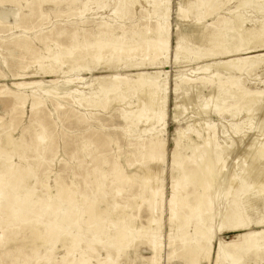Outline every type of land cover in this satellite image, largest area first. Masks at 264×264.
Returning <instances> with one entry per match:
<instances>
[{"label":"rangeland","instance_id":"374dc122","mask_svg":"<svg viewBox=\"0 0 264 264\" xmlns=\"http://www.w3.org/2000/svg\"><path fill=\"white\" fill-rule=\"evenodd\" d=\"M0 1L3 3L0 6V92L8 90L21 93V95L23 93V96H26L27 103H30L33 97L40 98L43 101L44 104L41 106L39 118L42 127L51 130V146L57 152L52 161H49L51 156L45 157V161L40 163L41 166L39 160L35 158H29L26 161L20 160L17 152L7 149L6 143L2 140L0 145L2 149L6 150L8 155L5 154V157L9 158V162L13 167H20L24 171H27L30 168L29 166L36 168L35 175H30L28 178L18 181L14 192L18 196L24 197V199L36 201L37 196L41 197L40 200H43L42 196L46 191L41 183H46L49 193L56 196L61 186L59 182H55L57 177L64 184L75 187L73 201L66 200V203L62 202L63 207L54 205L47 208V214L43 216H35L29 213L25 221L32 220V222L27 226L34 227L36 231L42 233L46 230L50 221L61 223V219L66 214H73L74 210L80 212L83 204L80 193L83 191L85 184H90L95 179L100 183L98 190L100 193L97 196V202L94 204L95 208L107 211V214H103L100 218H93L95 208H92L91 213L86 212L81 216L79 225L70 224L69 231L72 236L77 237L78 244L73 245L68 252L63 246L64 243L60 240L52 245H46L39 241L34 242V233L26 229L22 230L23 223L8 222L2 224L0 221V264H63L62 258L68 264H80V257L86 260L88 264H193L186 251V248L193 244H198L203 249L199 255L201 259L198 264H264V245L262 243L257 246V249L244 250L233 257L228 253L222 261L216 262L214 252L217 239L229 242L236 239L237 233L223 232L212 239L211 250L206 251L210 244L207 240L211 233L206 230L205 233L200 234L196 230L199 222L198 217H196L194 189L191 185L185 187L184 182L180 181L178 191L180 199L175 208V213L180 217V220L176 223V226L181 225L178 228L170 224V213L164 203L157 205V211H152L145 202L140 204L141 197L149 198L152 195L151 183L158 184L156 177L153 182L144 183L141 178L143 171L137 172L140 166L145 167L144 172L146 173L148 172L146 168L162 166L163 174L161 177L168 197L170 195L171 176L174 175L178 180H181L179 171L177 172L176 169L172 168V164L180 165L187 162L194 152V145L202 146L203 142L208 139L209 134L211 138L214 135L215 142L217 139L222 140L224 136L231 137L237 143L240 139L246 143L253 140V138H257L259 133L264 134V125L261 127L264 119V109L252 115L249 122L250 126L245 129L244 134H236L233 130L242 118V113L238 111V116L233 120L230 119L234 109L238 108L246 96V88L250 92L264 91L263 56L253 63H243V71L236 72V74L223 70L217 72V69H210L204 73L194 72L199 66L224 60L221 57L202 58L201 55L214 48L209 36H207L212 32L209 24L214 21L218 24L228 18L229 15L225 9H222V5L225 8L232 7L237 1L228 2V0H223L221 5L218 4L216 15L204 19L200 22L201 24L196 23L198 14L195 11L199 10L197 0H170L168 3L171 32L167 65L166 68L159 69L167 73V116L165 126L157 124L152 131L156 136L161 134L165 140V155L163 158L157 150L152 151L150 155L142 156L143 151H141L140 146H149L154 137L150 136L151 132H143L148 130L147 124L132 126L128 121H125L122 118L125 111H122L121 106V109L116 104H111L110 107L106 108L94 107L84 101L81 102L82 105H79L80 100L95 97V94L86 88L88 81L82 84L65 81L81 75L78 69L87 67L84 66L85 63L83 65L81 63L73 64L75 70L73 69L72 73L69 72L67 67L69 65L65 63L58 65L59 67H56L52 74L33 76L32 67V69L28 68L27 70L21 69L30 66L32 61L30 55L15 50L13 46L19 42L17 37H21L20 40L22 41L20 42L27 44V46L29 44L34 49L38 48L41 51L39 54H44V50L42 51L44 42L50 43L53 41L58 42L60 45L76 46L77 43L83 40L85 35L95 33L99 23L105 22L111 25L118 35L121 34V25L127 27L125 35L131 37L132 31L143 28L145 22H148L149 25H154L155 22L153 14L150 13V7L147 4L145 5L142 2L143 0H137L136 5L126 3L116 15H112V12L115 9L117 0H107L108 5L104 9L99 8L104 1L100 0L101 4L90 6L89 11H85L82 7L85 0ZM186 1L194 3L191 13L179 15L177 7H179V4L185 6ZM16 12H18V16H16ZM248 12L247 16L250 22H246L244 27L247 31H253L257 29L259 24L263 23L264 17L262 16H264V12L262 14H258L259 12L256 11ZM3 13L8 14L3 16L1 15ZM121 17L122 19H120ZM23 27L31 28V30L24 32ZM103 31L109 33L107 29ZM73 33L77 36L74 39L72 38ZM36 36L38 39H35ZM177 46L178 50L176 49ZM252 46L253 43L248 44V47ZM51 52L54 53L55 50L53 49ZM257 54L264 55V49ZM103 70L99 66L96 67L95 72H104ZM159 70H151L150 72ZM114 73L119 75L131 74L124 73L123 70H117ZM215 73L221 75V77L214 76ZM95 75L99 74L85 75V78ZM128 79H134L133 75L128 76ZM53 80H55V83L50 82ZM38 81L39 85L37 87H25V89L23 88L25 91L15 86L20 82ZM195 88H201V92L196 93L193 90ZM47 90L49 94L43 92ZM75 90L78 92H74ZM212 92L210 98L208 95ZM3 97V94H1L0 118L2 120L0 121V136L4 139L2 128H9L7 130H11L10 132L13 133H11V136L17 139L22 134L23 129L29 126V106L27 104L20 124L15 130H12V118L17 117L9 115L13 101ZM185 97L191 103H187L184 100ZM262 97L261 105L264 103V95ZM133 99L136 101L135 97ZM134 100L133 103H135ZM203 102H208L210 105L220 102V111L216 108L212 111L211 106L201 110L200 105ZM181 107L184 109V113L178 120H174L175 110L177 108L181 109ZM224 110L228 112L222 116L221 112ZM200 111L202 112L200 113ZM126 125H128V129L125 128ZM138 135L139 138L137 139ZM29 137L31 136H26V138ZM239 148H241V145ZM151 157H154V159ZM231 159L235 160L231 157L229 161ZM129 163L132 166L129 167ZM187 163L190 166L191 161ZM263 163L264 161L257 162L258 167H262ZM116 164L122 167L126 175L131 176L137 172L136 174H139L140 178L134 177L131 185L116 184L113 181L111 171L112 166ZM261 169L264 170V168ZM261 173L260 178L264 176L262 171ZM263 178L260 180H264ZM251 181L257 180L250 179V183ZM244 188L242 187L240 194L241 208L250 218V230L261 231L263 228L257 227V220L264 214L263 199L256 194L257 189L256 191L250 189L244 192ZM117 189H120L121 192L117 193ZM27 190L28 192L32 191L33 195L30 196ZM3 194L0 189V204L5 205L8 203L2 198ZM127 199L134 200L133 202L129 201L132 204L129 208H126V205L124 206ZM136 203L138 207L135 206ZM43 205V202H37L33 210L37 212L39 208L44 207ZM131 213L138 215L139 218L137 217L134 223L142 227L148 225V220L151 217L155 219L158 217L160 222L154 224L148 230H133L129 236H126L119 243H113L114 238L112 236L123 228L124 215ZM87 220H90V223H103L102 226L106 229L103 228L95 235L97 231L93 227L88 228L85 224ZM66 241L69 242L70 239L68 238ZM256 251L258 258H255ZM153 257L154 261L151 260Z\"/></svg>","mask_w":264,"mask_h":264},{"label":"bare ground","instance_id":"6f19581e","mask_svg":"<svg viewBox=\"0 0 264 264\" xmlns=\"http://www.w3.org/2000/svg\"><path fill=\"white\" fill-rule=\"evenodd\" d=\"M169 1L170 0H143L142 2L150 7V13L153 14L155 22L154 25H149L148 22H145L143 28L138 29L137 31H132L131 37H126L125 29L127 27H124L123 25L120 26L121 34L118 35L115 33L111 25H108L106 22L99 23L97 31L91 35H85L83 40L77 43L76 46L60 45L58 42L53 41L50 43L44 42L42 45V51L44 50V54H39L41 51L38 48L34 49L30 47L29 44L28 47L27 44L20 42L22 41L20 40L21 37H17L19 42L13 45L14 49L30 55L32 59L30 66L22 67L21 69L27 70L32 67L33 76H37L38 74H52L55 68L59 67L58 65H63L65 63L69 65L67 66L69 72L73 69L75 70V68H73L75 65L73 64L81 63L83 65V63H85L84 66L87 67H81V69H78L80 70L81 75H77L76 78L65 81L68 83L75 82L76 84H82L88 81L86 88L91 93L95 94V97L83 99L82 101L80 100L79 105H82L81 102L83 103L84 101L86 104H91V106L94 107L100 106L106 108L111 104H116L120 109L122 107V111H125V115L122 114V118H124L125 121H128L132 126L135 124H147L149 127L148 130L146 131L144 129L145 131H142L145 133L151 132L150 136L154 137V140L151 141L149 146H140L142 149L141 151H143L142 156L150 155L152 151L157 150L162 157L159 156L163 158L165 155V140L161 134V136H156L152 131L157 124H160L163 127L166 124V93L168 91L166 84L167 73L160 71L159 69H164L167 65V52L171 32L167 8ZM197 1L199 2V10L195 11L197 12L196 14H198L196 23H200L204 19L212 17L213 15L215 16L218 11V4L221 5V2H223V0ZM230 1L237 2L232 7L227 8L222 5V9H225L226 13L229 15L228 18L220 21L218 24H216V21L209 24L212 32L207 36H209V40H211L214 45L213 50L201 55L202 58L221 57L224 60L212 64H204L196 68L194 72L204 73L205 71L208 72L210 69H217V72L218 70H223L225 72L236 74V72L240 73L243 71V63H253L259 57H264L263 54H257L264 49L263 19L261 20L263 23L259 24L258 22L259 26L253 31H247L244 27L246 22H250L247 16L249 13L248 11H256L259 12L258 14L264 12V0H228V2ZM100 2V0H85V2L82 3V7L85 11H89L90 6H97ZM189 2H187L185 6L179 4V7H177L179 15H186L191 11L194 3L192 4ZM126 3L136 5L138 1L117 0L112 15H116ZM2 4L3 3L0 1V6ZM107 5V0H104L102 6L99 8H107ZM16 13V16H18V12ZM80 13L82 14L83 12ZM7 14L8 13H3L1 15L7 16ZM120 19H122V17ZM104 29H107L109 33L104 32ZM30 30L31 28L23 27L24 32ZM75 36L76 34L73 33L72 38L74 39ZM35 39H38V37L36 36ZM250 43H253L252 47H248V44ZM53 49L55 50L54 53L51 52ZM176 49H179L178 46ZM99 66L104 69V72H95L96 67ZM117 70H123L124 73L131 74L119 75L114 73ZM151 70L159 71L150 72ZM69 72L67 71L68 74ZM216 73L214 76L221 77V75L219 76V74ZM62 74L64 73L62 72ZM91 74L99 75L85 78V75ZM132 75L134 79H128V76ZM50 82L55 83V80ZM40 84L42 85L43 83ZM38 85L39 81L31 83L20 82L15 84L18 89H25V87L28 88L31 86L37 87ZM193 90H195L196 93L201 92V88H195ZM245 91L247 94L243 98L241 104L237 109H234L232 115L229 114L230 119L233 120L238 116V111L242 113V118L233 129L236 134L243 133L245 129L250 126L249 122L252 115L255 112L257 114V111L259 112L260 110L261 112V109H264V103L261 105L264 91L250 92L248 88H246ZM43 92L49 94L48 90ZM74 92L78 91L75 90ZM1 94H3V98H8L13 101L9 115H11V117L14 115L17 117L12 118V130H15L20 124L25 109L27 108V104L29 106L30 117L28 123L29 126L23 129L22 134L17 139H14L11 136V130H7L9 128H2L4 139L0 136V143L4 140L7 149L16 151L20 160L26 161L29 158H35L36 160H39L40 164L45 161V157L51 156V160L49 161H52L57 152L56 149L51 146V130L43 128L39 118L41 106L44 104L43 101L40 98L33 97L31 102L27 103L26 96H23V93L21 95V93L8 90L0 92V95ZM212 94L213 92L209 93L208 96L211 98ZM134 97L136 98V101L133 99ZM132 99L135 103H133ZM184 100L187 103L189 102V99L186 97ZM220 102H216L215 105L203 102L200 105L202 108L201 110L211 106L210 108L212 111H214V108L219 109L218 111H220ZM231 111L229 110V112ZM201 112L202 111H200V113ZM226 112L228 111H222L221 115H225ZM183 113L184 109H182V107L181 109L177 108L173 115L174 120H178ZM1 120L2 118H0V121ZM263 125L264 119L261 127H263ZM125 128L128 129V125H126ZM26 136L31 137L26 138ZM138 138L139 135L137 139ZM240 145L241 148H239ZM5 154H7L6 150L2 149L0 145V189L4 193L2 198L8 203L5 205L0 204V221L2 224H7L8 222L23 223L22 230L26 229L27 231L34 233V242L39 241L46 245H52L57 242V240H60L64 243L63 246L67 252L70 251L73 245L78 244V240L77 237L71 235L68 227L70 224L79 225L81 223V216L86 212H88V214L91 213L92 208H95L94 204L97 202V196L100 193L98 192L100 186L98 180L95 179L90 184H85L83 191L80 193V199L83 202L80 212L74 210L73 214H66L61 219V223H56L55 221L53 223V221H50L52 223L49 222L46 230L41 233L36 231V228L27 226L32 222V220L25 221V219L28 218V214L32 213L35 216H43L47 214V208H51L54 205L62 206V202L66 203V200L73 201L75 187L64 184L63 181L57 177L55 182H59L61 186L56 196H52L49 193L46 183H41V186L44 187L46 191L42 196L43 200H40L41 197L39 198L37 196L36 201L24 199V197L15 194L14 189L19 180H24L30 175H35L36 168L29 166L30 168H27L28 170L26 169L27 171H24L20 167H13L9 162V158L5 157ZM231 157L235 158L237 161L234 162V159L229 161ZM151 158L154 159V157ZM189 161H191L190 166L187 163ZM260 161H264V134L259 133L257 138H253V140L247 141L246 143L242 139L237 143L231 137L228 138L224 136L222 140L217 139L215 142L214 135L211 138L209 134L208 139L203 142L202 146L194 145V152L192 156L188 158L187 162L180 165L172 164V168L176 169L177 172L179 171L181 180H178L174 175L171 176V184L169 186L170 195L168 197L166 196L165 186L161 177L163 174L162 166H153L150 167V169L146 168L148 170L147 173L144 172L145 167L140 166L137 172L143 171V176L141 178L144 183L147 184L148 182H153L155 177L158 182V184L151 183L150 190L152 195L149 198H145L144 196L141 197L140 204L145 202L152 211H157V205L164 203L167 205L170 213V224L175 228L180 227L181 225L176 226L180 217L175 213V208L180 199L178 191L180 181H182L184 182L185 187L191 185L194 189L193 194L196 203V217H198L199 222V225L196 226V230L200 234L205 233L206 230H209L211 233L207 240L210 243L206 248L207 252L211 250V242L213 238L218 237V235L223 232L237 233L236 239L229 242L217 239L216 248L214 247L216 262L222 261L228 253L233 257L240 254L241 251L257 249V246H259L260 243L264 245V214H262L257 220V227L263 229L261 231H251L250 218L244 213L240 205V194L242 187H245L244 192L249 191L250 189H255L254 191H256L257 189L256 194L259 197H262L264 203V180H260L264 177L262 176V178H260L262 175L261 171L264 173V170L261 169L264 168V163L263 166L261 164L262 167L259 168L257 162L260 163ZM128 165L129 167L132 166L130 163ZM111 171L113 175L112 178L114 179L113 181L120 185H131L134 177L140 178V175L136 174L137 172L133 173L131 176L126 175L119 164L113 165ZM250 179L257 181H251L250 183ZM116 191L117 193L121 192L120 189H117ZM28 193L30 196L33 195L32 191ZM104 194L108 195L109 193ZM129 201L133 202L134 200L127 199L126 204H124V206L126 205V208H129L132 205ZM37 202H43L44 207L39 208L37 212H35L33 209ZM135 206L138 207V204L136 203ZM93 212V218H100L103 214H107L106 210L101 211L96 208ZM137 217L138 215H135L134 213L124 215L122 221L123 228L115 232L112 236L114 238L113 243H119L126 236H129L133 230H148L151 229L154 224L160 222L158 217L156 219L151 217L148 220V225L142 227L134 223V220ZM89 221L90 220H87L85 224L88 228L93 227V229L97 231L95 232V235L105 228L102 226L103 223H90ZM15 230L17 231L18 229ZM68 238L70 239L69 242L66 241ZM202 250V247L198 244H193L186 248L187 254L191 257V262L193 264L199 263V260L201 259L199 255L202 253ZM255 256V258H258L257 251L255 252ZM62 259L63 264H68L64 258ZM151 260L154 261V257ZM79 263L88 264L86 260L82 259V257L79 258Z\"/></svg>","mask_w":264,"mask_h":264}]
</instances>
